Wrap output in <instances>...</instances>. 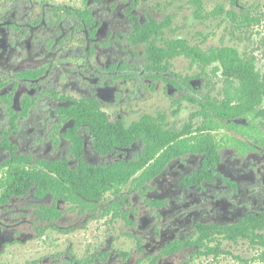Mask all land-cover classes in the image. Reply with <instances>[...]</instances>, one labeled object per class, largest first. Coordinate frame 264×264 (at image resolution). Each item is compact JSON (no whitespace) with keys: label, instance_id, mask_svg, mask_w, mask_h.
<instances>
[{"label":"flooded vegetation","instance_id":"obj_1","mask_svg":"<svg viewBox=\"0 0 264 264\" xmlns=\"http://www.w3.org/2000/svg\"><path fill=\"white\" fill-rule=\"evenodd\" d=\"M262 2L0 0V257L33 236L89 233L90 220L98 237L81 258L70 240L27 264H194L220 259L226 241L260 249L226 236L264 217V148L218 116L238 103L237 72L198 52L232 47L224 37L256 24ZM219 31L223 45L207 46ZM17 165L30 180L2 203ZM116 171L100 197L79 191Z\"/></svg>","mask_w":264,"mask_h":264},{"label":"trees","instance_id":"obj_2","mask_svg":"<svg viewBox=\"0 0 264 264\" xmlns=\"http://www.w3.org/2000/svg\"><path fill=\"white\" fill-rule=\"evenodd\" d=\"M264 21V15L259 18L256 22L261 23ZM198 57L203 63H212L219 61L223 68L228 71H235V75L239 79V85L233 90L229 91V96L237 98L238 103L231 107L229 103L226 108H217L219 118L225 121L227 127L231 130H235L242 137L252 140L260 147L264 148V130L260 126L254 123L255 118H263L264 110L256 112L257 106L262 105L264 101V75L260 74L256 70V58L254 56L241 57L239 51L232 47H221L212 48L209 52H198ZM211 56H209V54ZM244 118L248 125L229 123L228 120L234 118ZM221 125L218 121L212 120L210 126L216 127ZM228 145H232L238 148H250L246 141L229 138L227 141ZM155 147V144H154ZM150 156L148 159H151ZM109 177V178H108ZM123 176L121 172L116 171L114 174H107L104 180L99 181L98 184L90 183L88 187L81 189L84 194L91 198H96V192L99 193L97 197L101 196L100 187L103 186V182H118ZM129 179V178H127ZM127 179L125 181H127ZM28 172L23 171L19 165L11 166L8 173L7 191L2 196V203L8 201L14 194H22L23 182H29ZM37 183L42 184L44 179L37 177L34 179ZM18 185V187H17ZM17 187V190H15ZM6 191V192H7ZM95 194V195H94ZM264 217L255 218L247 223L239 225L237 227L229 228L226 239L232 242H237L239 239H247L252 241V245H260L262 253L260 260L264 264ZM208 253L220 254L219 245L216 249H209L207 252H199L198 255H207Z\"/></svg>","mask_w":264,"mask_h":264},{"label":"rangeland","instance_id":"obj_3","mask_svg":"<svg viewBox=\"0 0 264 264\" xmlns=\"http://www.w3.org/2000/svg\"><path fill=\"white\" fill-rule=\"evenodd\" d=\"M248 2L255 3V0H246ZM263 8L259 12L258 16L261 18L264 15V2ZM224 35L223 32H218L215 38H212L207 46H220L227 45L236 47L240 54L244 56H254L256 58V70L264 75V21L254 24L250 29L245 28L239 34L232 39L224 37V43H219V38ZM227 36V35H226ZM264 110V101L262 105L257 106L256 112ZM256 124L264 130V117L256 120ZM75 216H73L74 218ZM76 220V218H74ZM90 231L80 234L78 237H61L59 233L48 232L44 236H33L32 241L26 246H13L8 248L2 253L0 262L3 264H27L32 261L38 262L40 258L47 255V249L51 251H59L64 249L65 245H68L70 240H73L76 245V252L78 258H81L84 254L85 245L91 239L97 238V231L95 230V224L90 220L88 222ZM102 237L99 236V238ZM64 245V246H62ZM223 250L226 252L220 259H213L208 257H198L194 264H262L260 255L261 249H253L246 241L241 240L237 244H231L225 242L223 244Z\"/></svg>","mask_w":264,"mask_h":264}]
</instances>
